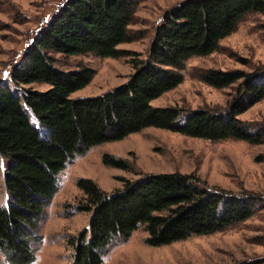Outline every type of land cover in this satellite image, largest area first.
Wrapping results in <instances>:
<instances>
[{
  "label": "trees",
  "instance_id": "16d2710c",
  "mask_svg": "<svg viewBox=\"0 0 264 264\" xmlns=\"http://www.w3.org/2000/svg\"><path fill=\"white\" fill-rule=\"evenodd\" d=\"M144 0H66L33 40L0 85V156L7 162L8 208L0 206V253L12 264H32L35 236L45 209L59 192L58 177L77 156L133 133L158 128L199 140L262 144L239 117L264 99V75L240 70H203L199 80L220 90L236 88L226 112L204 108L184 116L173 106L152 102L183 84L187 62L210 56L236 32L245 16L264 14V0H189L165 13L146 60H136L130 80L103 96L73 100L89 86L95 71L65 72L51 54L122 58L119 46L136 41L131 26ZM46 83L47 91L25 88ZM27 107L33 114L25 109ZM104 164L133 172L134 165L111 155ZM79 213H92L89 229L71 241L74 264H104L115 242H127L143 228L151 247L169 246L193 236L224 231L252 218L254 200L227 196L193 174L142 175L111 194L91 180Z\"/></svg>",
  "mask_w": 264,
  "mask_h": 264
},
{
  "label": "rangeland",
  "instance_id": "374dc122",
  "mask_svg": "<svg viewBox=\"0 0 264 264\" xmlns=\"http://www.w3.org/2000/svg\"><path fill=\"white\" fill-rule=\"evenodd\" d=\"M187 0H144L137 9L131 30L136 41L119 46L122 58L93 55L65 56L52 53L55 66L65 72L88 67L95 78L73 100L96 98L126 84L136 60H146L165 13ZM66 0H0V85H12V73L24 53ZM203 70H222L264 75V14L244 17L236 32L223 40L218 52L187 62L183 84L152 102L154 107L191 111L208 108L226 112L237 98L236 88L214 89L198 78ZM47 91L46 83L25 86ZM28 113L33 114L25 107ZM253 132L263 133L262 144L222 140L212 142L183 136L158 128L133 133L129 137L98 145L77 156L58 177L59 192L46 207L32 245V264H74L71 241L90 228L92 213L77 211L84 196L81 179L91 180L111 194L142 175L193 174L210 188L227 196L250 197L254 216L222 232L193 236L169 246L151 247L143 228L127 242H115L104 253V264H264V99L239 117ZM105 155L134 165V171L104 164ZM7 162L0 156V206L8 208L10 195L5 185ZM0 264H12L0 253Z\"/></svg>",
  "mask_w": 264,
  "mask_h": 264
},
{
  "label": "water",
  "instance_id": "95a60500",
  "mask_svg": "<svg viewBox=\"0 0 264 264\" xmlns=\"http://www.w3.org/2000/svg\"><path fill=\"white\" fill-rule=\"evenodd\" d=\"M187 1H189V0H187ZM187 1H185L184 3H182V4H185ZM182 6V5H181ZM180 7V6H179Z\"/></svg>",
  "mask_w": 264,
  "mask_h": 264
}]
</instances>
